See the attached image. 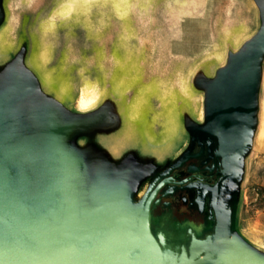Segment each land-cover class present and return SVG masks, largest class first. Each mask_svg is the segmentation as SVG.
<instances>
[{
	"label": "rangeland",
	"instance_id": "374dc122",
	"mask_svg": "<svg viewBox=\"0 0 264 264\" xmlns=\"http://www.w3.org/2000/svg\"><path fill=\"white\" fill-rule=\"evenodd\" d=\"M263 8L264 0H0V92L23 79L10 103L20 134H48L54 115L81 122L69 140L89 174L104 193L122 189L139 203L198 134L211 141L209 86L264 32ZM253 67L248 141L219 196L233 210L229 238L264 258V49Z\"/></svg>",
	"mask_w": 264,
	"mask_h": 264
},
{
	"label": "water",
	"instance_id": "95a60500",
	"mask_svg": "<svg viewBox=\"0 0 264 264\" xmlns=\"http://www.w3.org/2000/svg\"><path fill=\"white\" fill-rule=\"evenodd\" d=\"M263 49L262 30L209 86L214 104H207L203 130L216 141L223 176L234 169L248 141L257 83L250 64ZM23 82L14 75L0 92V264H264L229 238L233 210L215 192L210 230L198 235L188 227L189 239L172 240L152 226V201L171 177L151 190L152 183L135 203L122 189L104 193L89 174L69 140L81 122H61L54 115L48 134L40 127L20 134L23 126L11 120L10 103L24 93Z\"/></svg>",
	"mask_w": 264,
	"mask_h": 264
},
{
	"label": "flooded vegetation",
	"instance_id": "af4514ba",
	"mask_svg": "<svg viewBox=\"0 0 264 264\" xmlns=\"http://www.w3.org/2000/svg\"><path fill=\"white\" fill-rule=\"evenodd\" d=\"M215 147L213 138L209 141L198 134L195 145L178 165L166 174L157 171V179L153 180L151 190L162 179H172L159 188L152 201L154 231L163 229L172 240L182 241L190 238L187 235L188 227H192L198 235L210 230L214 223L209 217L212 211L210 200L214 192L219 195V192L226 194L227 191L222 188L226 177L223 176L221 158ZM154 177L144 181L142 186H149ZM164 192L167 193L164 195Z\"/></svg>",
	"mask_w": 264,
	"mask_h": 264
},
{
	"label": "bare ground",
	"instance_id": "6f19581e",
	"mask_svg": "<svg viewBox=\"0 0 264 264\" xmlns=\"http://www.w3.org/2000/svg\"><path fill=\"white\" fill-rule=\"evenodd\" d=\"M91 101V98L88 97V96H85V95H81L80 98H79V103L82 105V106H86L87 104H89Z\"/></svg>",
	"mask_w": 264,
	"mask_h": 264
}]
</instances>
